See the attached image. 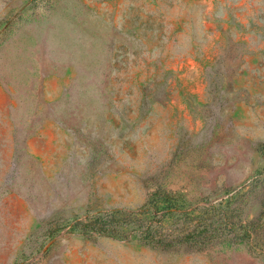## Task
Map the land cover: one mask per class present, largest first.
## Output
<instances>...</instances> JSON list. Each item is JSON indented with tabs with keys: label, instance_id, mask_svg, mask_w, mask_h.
I'll list each match as a JSON object with an SVG mask.
<instances>
[{
	"label": "rangeland",
	"instance_id": "rangeland-1",
	"mask_svg": "<svg viewBox=\"0 0 264 264\" xmlns=\"http://www.w3.org/2000/svg\"><path fill=\"white\" fill-rule=\"evenodd\" d=\"M263 143L264 0H0V264H264ZM162 190L236 192L253 237L68 230Z\"/></svg>",
	"mask_w": 264,
	"mask_h": 264
},
{
	"label": "trees",
	"instance_id": "trees-1",
	"mask_svg": "<svg viewBox=\"0 0 264 264\" xmlns=\"http://www.w3.org/2000/svg\"><path fill=\"white\" fill-rule=\"evenodd\" d=\"M237 197L231 192L221 199L193 203L178 192L156 191L136 209H87L68 230L86 238L107 236L163 250L201 251L231 238L253 237L251 226L239 229Z\"/></svg>",
	"mask_w": 264,
	"mask_h": 264
}]
</instances>
